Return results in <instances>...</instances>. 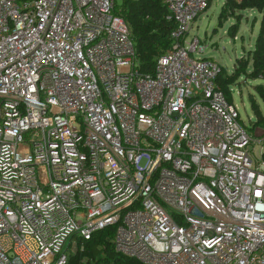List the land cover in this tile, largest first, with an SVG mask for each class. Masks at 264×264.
<instances>
[{
  "label": "built area",
  "instance_id": "obj_1",
  "mask_svg": "<svg viewBox=\"0 0 264 264\" xmlns=\"http://www.w3.org/2000/svg\"><path fill=\"white\" fill-rule=\"evenodd\" d=\"M115 0H0V264H264V128L251 135L163 0L152 72Z\"/></svg>",
  "mask_w": 264,
  "mask_h": 264
},
{
  "label": "trees",
  "instance_id": "obj_2",
  "mask_svg": "<svg viewBox=\"0 0 264 264\" xmlns=\"http://www.w3.org/2000/svg\"><path fill=\"white\" fill-rule=\"evenodd\" d=\"M210 2V1H209ZM245 8L254 9L261 14L260 26L253 48L249 50L247 62L238 61L234 67V74L223 77L218 73L217 85L223 90L225 95L229 91V85L235 82L241 85L243 81H236L241 75L244 82L247 80H264V0H224L222 9L218 15V22L222 23L227 18L229 11L241 10ZM165 7L163 0H122L119 14L127 22L131 37L134 40L136 53L139 59L140 70L152 72L155 58L161 54L169 44V33L173 24L164 17ZM251 65L246 72L247 63ZM262 84L254 85L255 91L264 99V88ZM227 97V96H226ZM251 108L257 117V121L264 120V117L253 99ZM114 235V226L102 229L95 233L90 242L92 257H97L99 252L104 251L107 259L113 264H138L134 260L118 255L114 252L110 239ZM99 260L95 264H99ZM70 264H73L72 262Z\"/></svg>",
  "mask_w": 264,
  "mask_h": 264
},
{
  "label": "rangeland",
  "instance_id": "obj_3",
  "mask_svg": "<svg viewBox=\"0 0 264 264\" xmlns=\"http://www.w3.org/2000/svg\"><path fill=\"white\" fill-rule=\"evenodd\" d=\"M118 4L120 0H115ZM224 0H210L208 8L199 14L192 22L186 34L188 40L197 36L200 45L204 46L202 52H193L192 57L210 58L216 61L220 68L222 78L234 74V67L238 61L247 62L249 50L253 48L254 40L259 30L261 14L254 9L245 8L229 11L227 18L222 23L218 22V15ZM247 63L246 72L250 68ZM243 75L236 81H243L241 85L236 82L229 85L227 100L236 105L241 123L252 135L256 127L264 128V120L257 121L251 108V99L258 105L264 117V99L255 91L254 85L262 84L264 80H247Z\"/></svg>",
  "mask_w": 264,
  "mask_h": 264
}]
</instances>
